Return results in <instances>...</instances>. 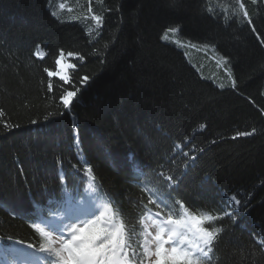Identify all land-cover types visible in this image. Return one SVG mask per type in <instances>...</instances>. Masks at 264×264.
<instances>
[{
    "label": "trees",
    "instance_id": "1",
    "mask_svg": "<svg viewBox=\"0 0 264 264\" xmlns=\"http://www.w3.org/2000/svg\"><path fill=\"white\" fill-rule=\"evenodd\" d=\"M239 3L0 0V264H53L34 225L62 234L104 204L132 260L152 193L222 217L205 264H264V2ZM61 51L74 86L44 71Z\"/></svg>",
    "mask_w": 264,
    "mask_h": 264
},
{
    "label": "snow or ice",
    "instance_id": "2",
    "mask_svg": "<svg viewBox=\"0 0 264 264\" xmlns=\"http://www.w3.org/2000/svg\"><path fill=\"white\" fill-rule=\"evenodd\" d=\"M239 8L251 25L252 21L242 3H239ZM92 18L97 24L102 23L101 16L94 15ZM168 31L176 32L178 29L169 28ZM67 55L73 57L74 54L68 52ZM76 59L83 61L84 57L77 56ZM56 65L58 68L56 71L44 69L47 76L58 77L63 84L74 86L69 70L74 71L77 64L66 63L65 54L61 51ZM88 80L89 76L84 75L80 78V83L85 84ZM61 87L63 88V85ZM48 90H52V84L48 85ZM78 91L79 89H63L59 96V103L65 109H70L74 99L77 98ZM3 115V110L0 109V116ZM72 127L74 134L78 135L77 126L73 124ZM255 131L252 129L239 132L237 137L251 136L255 134ZM177 147L183 148L184 145H177ZM184 155L187 156L188 153L185 152ZM192 159L195 160V156H192ZM87 170L91 172V168ZM166 179L168 182L173 181L171 175ZM231 200L239 206L240 201L236 196H232ZM148 203L153 205L156 211L149 213L151 224L144 225L143 251L135 255L132 260L129 259V252L133 250L130 243L131 237L126 231L124 221L115 215L110 204H104L98 215H94L82 223L72 224L68 228V237L62 236L58 241L59 247L51 246L54 242L51 240L49 232L44 231L38 225H34V227L43 236L49 238V243L43 245L42 250L48 251L57 258L53 264H137V260L139 264H145V261L146 264H205V261L210 259L213 246L221 232V228L215 227L212 222L222 217L197 215L190 212L182 202L176 201L178 207L183 208V215L177 217L170 211H166L168 204L155 193L148 196ZM144 207L147 208V205ZM222 215L230 217L232 212L225 208L222 210ZM150 228L151 230H149ZM259 243L264 246V240H260Z\"/></svg>",
    "mask_w": 264,
    "mask_h": 264
},
{
    "label": "rangeland",
    "instance_id": "3",
    "mask_svg": "<svg viewBox=\"0 0 264 264\" xmlns=\"http://www.w3.org/2000/svg\"><path fill=\"white\" fill-rule=\"evenodd\" d=\"M144 222H145L144 224H149V225L151 224V220L149 219V216L146 217V219L144 220ZM69 227L70 226L68 225L67 228H66V230H65V234H63V235H60L57 232L44 230L46 232H49L50 235H51V240L54 242V243H52L51 246H53V247H59L60 246L59 243H58V241L60 240V238L62 236L65 237V238L68 237V228ZM149 230H151V228Z\"/></svg>",
    "mask_w": 264,
    "mask_h": 264
}]
</instances>
